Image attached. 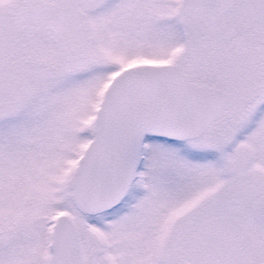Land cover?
<instances>
[{
  "label": "snow or ice",
  "instance_id": "1",
  "mask_svg": "<svg viewBox=\"0 0 264 264\" xmlns=\"http://www.w3.org/2000/svg\"><path fill=\"white\" fill-rule=\"evenodd\" d=\"M0 264H264V0H0Z\"/></svg>",
  "mask_w": 264,
  "mask_h": 264
}]
</instances>
